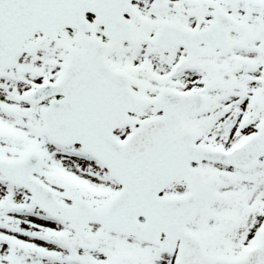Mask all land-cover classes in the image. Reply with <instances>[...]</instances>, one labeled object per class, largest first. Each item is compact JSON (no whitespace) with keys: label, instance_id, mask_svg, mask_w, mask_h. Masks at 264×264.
<instances>
[{"label":"snow or ice","instance_id":"1","mask_svg":"<svg viewBox=\"0 0 264 264\" xmlns=\"http://www.w3.org/2000/svg\"><path fill=\"white\" fill-rule=\"evenodd\" d=\"M0 264H264V0H0Z\"/></svg>","mask_w":264,"mask_h":264}]
</instances>
